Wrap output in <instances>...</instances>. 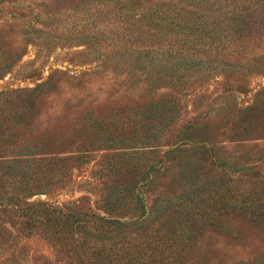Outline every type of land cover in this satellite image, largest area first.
I'll return each instance as SVG.
<instances>
[{
	"label": "rangeland",
	"instance_id": "1",
	"mask_svg": "<svg viewBox=\"0 0 264 264\" xmlns=\"http://www.w3.org/2000/svg\"><path fill=\"white\" fill-rule=\"evenodd\" d=\"M121 3L122 0H0V45L8 49L28 43L20 61L0 79V93L32 89L52 72H61L55 78V89L39 103V110L34 113L38 117L31 124L28 120V124L20 126L19 139L33 135L50 137L56 140L60 157H77L55 169L46 168L45 173L30 180L8 183L5 190L30 194L26 197L29 203L45 202L59 208L95 211L103 206L104 190L111 186V165L116 163L128 172L137 163L143 174L142 188L139 180L140 190L123 208L120 220L126 223L141 214L149 218L157 201L170 192H176L178 197L183 184L175 179L172 170L165 168L166 163L158 172L150 168L155 160L153 155L131 156L125 160L128 168L122 167L118 160L124 158L125 151L116 143L126 139L128 147H134L137 133L132 127L142 122L138 114L143 103L171 95L178 110L163 130L160 149L172 147L188 121L207 122L206 141L220 149L213 159H220L222 169L214 165L211 157H203L202 180L215 178L236 195L254 192L253 198L261 204L264 201V125L260 124L264 115V5L253 6L246 24L239 26L228 12L234 4L221 0L214 23L222 27L231 24L234 30L232 66L201 79L191 88L180 73L163 75L171 48L162 47L170 35L165 34L167 30L160 20L156 18L157 29L151 27L153 19L140 24L137 8L121 9ZM202 8L205 13L204 5ZM161 10L158 13L166 16L167 8ZM222 27L217 30L221 31ZM141 32L145 36L142 40L138 38ZM153 40H157L156 48H147ZM85 49L84 53L93 55L82 54ZM152 51L156 53L151 55ZM257 93L262 101L246 118L253 129L245 135L233 123L238 109L254 105ZM86 112L92 120L106 122L111 128L102 138L94 136L96 128H86ZM116 119L119 123H115ZM112 128L116 132L110 134ZM2 153L6 155L5 151ZM243 163L251 165L250 168L236 176L229 173ZM0 168L1 177L3 167ZM204 201L192 211L195 214L192 218L206 216L207 222L199 228L192 245L185 248L180 264H264V223H251L238 216H228L224 222L225 215L220 214L218 206L211 200ZM4 207L0 206V264H76L71 258L73 254H82L83 250L101 244L96 239H83L82 232L77 231L61 251L42 226L26 223L29 212L25 215L13 206ZM156 227L150 225L146 231L135 234L134 226H123L106 239L113 237L117 243L113 247L131 254L143 243L151 248L150 231ZM146 233L147 237H139Z\"/></svg>",
	"mask_w": 264,
	"mask_h": 264
},
{
	"label": "trees",
	"instance_id": "2",
	"mask_svg": "<svg viewBox=\"0 0 264 264\" xmlns=\"http://www.w3.org/2000/svg\"><path fill=\"white\" fill-rule=\"evenodd\" d=\"M80 1L91 2L93 0ZM224 1L234 4L233 8L228 9V12L231 14L230 19L239 26L246 24L253 6L264 5V0ZM220 3L221 0H167V2L122 0L120 8L128 11L137 8L136 11L140 13L137 22L142 24L148 19H153L154 25L151 27H155V29H157L156 25H159L156 20H160V24L167 30L165 34L170 35L162 47L171 48L163 66L165 67L163 75L173 74L176 76L180 73L183 75V81L192 88L201 79L209 78L216 71H224L232 66L230 60L234 58V50L231 46L236 42V38L233 36L234 30L231 24L222 27L221 24L216 23L215 26L214 23L216 20L214 14L218 13L217 6H220ZM203 5L205 13L201 11ZM164 8H167L166 11H168L165 13L166 16L158 13ZM210 26H213V29ZM221 27V31L217 30ZM144 37V32L138 36L140 40ZM136 41L138 43V40ZM84 43L87 44L85 40ZM27 45L28 43L22 42L17 47L11 46L8 49L0 45V79L10 73L16 63L20 61L26 53ZM156 46L157 40H153L146 47L154 49ZM84 52L86 49L81 53L87 57L93 55ZM155 53L152 51L151 55ZM155 62L156 59L153 56L152 70L156 67L153 64ZM59 74L61 72H52L44 82L29 90H12L0 93V153L5 151L6 154H0V167H3L0 177V195H5L0 196V206L3 208L6 205L13 206L25 215L29 212V219H27L29 222L26 223L31 226L38 223L42 226L44 231L48 232L55 241L56 246L59 249L61 247V251H64L63 248L68 244L69 237L77 231L82 232L83 239H96L95 241L101 242L92 250H83L82 254H73L71 258L76 261V264H154V262L156 264H180L185 255V248L192 245L199 228L207 222L206 216L192 218L195 217L192 211L198 208V203L205 202V199L211 200L212 204L218 206L214 205L221 215H225L224 222L228 216H238L251 223H264V201L262 200L259 204L255 200L256 198H253V191H251L253 195H236L237 193L227 184L219 183L215 178L202 180V171L200 170L202 158L211 157L213 159L217 155V151L220 150L206 141L207 122L198 123L199 120L195 119L188 121L186 125L182 126L177 142L167 150L160 149L162 146L160 141L164 138L163 130L168 126L169 120L175 117L178 110L177 101L171 95L157 101L150 98L149 101L143 103L141 113L138 114L141 116L142 122L132 127L137 133L134 147L129 148L126 139L116 143L119 145V149L125 151L124 158L118 160L122 167L128 168V163L125 160L131 156L153 155L155 160H152L150 168L158 172L166 163L165 168L172 170L175 179L183 184L182 194L176 197V192H170L162 196L153 207L149 218L141 214L135 220L126 223L120 220L123 208L128 205L131 198L137 196V191L140 190L139 180L143 174H141L140 166H137V163L128 172L117 166L116 163L111 165L109 175L112 180L111 186L104 190L103 206L95 211L82 212L59 208L45 202L29 203L26 201V197L30 194H21L23 192L20 190L14 192L9 188L5 190L8 183L30 180L33 176L45 173L46 168L55 169L63 162L77 158L60 157V152L56 148V140L50 137L33 135L19 139L21 136L18 133V130L21 129L20 126L28 124V120L31 124L33 118L38 117L34 116V113L37 109L39 110V103L50 94V91L55 89L57 83L55 78ZM178 79L180 80V77ZM240 93L243 92L240 91ZM261 98L257 93L254 105L237 110V118L233 124L245 135L251 133L253 129L252 123H247L246 118L255 110L258 102L262 101ZM86 115L88 116L86 128H96L94 130L95 137L100 135L102 138L111 129L106 122L92 120L89 117V112H86ZM90 120L94 123H91ZM117 120L115 123H119ZM260 124L264 125V115L261 117ZM113 132H116L115 128H112L109 133ZM96 141L99 139L96 138ZM70 143L73 146V142ZM150 147L152 149H147ZM131 149H135V151L133 152ZM219 160L217 158L212 161L221 170L222 164ZM250 166L244 163L236 165L229 170V173L236 176ZM127 178L128 180L125 181ZM142 183L141 181V188ZM25 189H29V187ZM198 213L200 216L202 215L201 211ZM33 216L35 218H32ZM128 225L134 226L135 234L138 231L141 233L146 231L150 225H157L156 229L150 228L152 233L151 248L146 245L147 243H143L142 247L129 254L123 249L113 247L117 243L113 241V237L106 239L108 234L120 231L121 227ZM147 235V233L146 235L141 234L139 237H147ZM165 251L166 254H163ZM137 254L138 256H136Z\"/></svg>",
	"mask_w": 264,
	"mask_h": 264
}]
</instances>
